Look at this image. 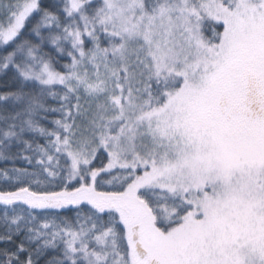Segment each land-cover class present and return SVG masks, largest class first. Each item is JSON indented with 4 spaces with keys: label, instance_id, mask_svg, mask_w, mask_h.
Returning <instances> with one entry per match:
<instances>
[{
    "label": "snow or ice",
    "instance_id": "obj_1",
    "mask_svg": "<svg viewBox=\"0 0 264 264\" xmlns=\"http://www.w3.org/2000/svg\"><path fill=\"white\" fill-rule=\"evenodd\" d=\"M0 164V264H264V0H0Z\"/></svg>",
    "mask_w": 264,
    "mask_h": 264
},
{
    "label": "trees",
    "instance_id": "obj_2",
    "mask_svg": "<svg viewBox=\"0 0 264 264\" xmlns=\"http://www.w3.org/2000/svg\"><path fill=\"white\" fill-rule=\"evenodd\" d=\"M3 166H5V165L0 164V167H3ZM8 166H10V165H8Z\"/></svg>",
    "mask_w": 264,
    "mask_h": 264
}]
</instances>
